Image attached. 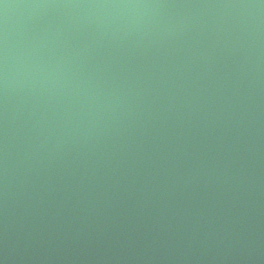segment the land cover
<instances>
[{"label":"water","instance_id":"95a60500","mask_svg":"<svg viewBox=\"0 0 264 264\" xmlns=\"http://www.w3.org/2000/svg\"><path fill=\"white\" fill-rule=\"evenodd\" d=\"M0 264H264V0H0Z\"/></svg>","mask_w":264,"mask_h":264}]
</instances>
